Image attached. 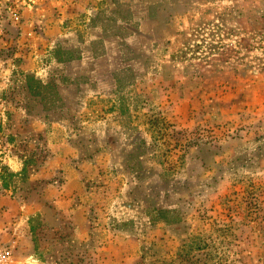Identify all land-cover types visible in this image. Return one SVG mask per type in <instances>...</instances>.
<instances>
[{"label":"rangeland","instance_id":"374dc122","mask_svg":"<svg viewBox=\"0 0 264 264\" xmlns=\"http://www.w3.org/2000/svg\"><path fill=\"white\" fill-rule=\"evenodd\" d=\"M0 264H264V0H0Z\"/></svg>","mask_w":264,"mask_h":264},{"label":"trees","instance_id":"16d2710c","mask_svg":"<svg viewBox=\"0 0 264 264\" xmlns=\"http://www.w3.org/2000/svg\"><path fill=\"white\" fill-rule=\"evenodd\" d=\"M12 176V175H11ZM5 187L7 186V185H4Z\"/></svg>","mask_w":264,"mask_h":264}]
</instances>
